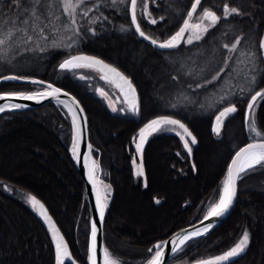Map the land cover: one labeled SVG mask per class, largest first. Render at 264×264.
I'll use <instances>...</instances> for the list:
<instances>
[{"label": "trees", "instance_id": "1", "mask_svg": "<svg viewBox=\"0 0 264 264\" xmlns=\"http://www.w3.org/2000/svg\"><path fill=\"white\" fill-rule=\"evenodd\" d=\"M90 1H84L94 5L90 16L74 17L64 12L62 0H42L44 6L37 7L43 15L35 22L37 28L44 29L41 35L33 31V21L23 23L29 19L24 9L32 0H20L19 7L13 6L12 0H0V33L14 27L27 29L11 38L3 36L6 44L0 46V77L45 80L78 98L88 117L94 158L107 172L111 188L103 230L105 247L121 264H146L153 254L148 249L154 252V245L200 221L208 207L218 201L228 164L236 150L253 138L246 120L250 89L244 66L259 50L264 0H202L192 24L200 22L204 8L222 16L225 2L238 7L241 14L222 18L192 44L184 42L186 33L184 41L172 50H159L136 32L131 24L130 0ZM146 2L151 16L138 7V22L146 35L163 42L182 26L194 0ZM73 17L75 25L71 23ZM150 19L157 23H150ZM27 35L33 39L27 40ZM236 39L240 43L230 50ZM225 44L229 48H224ZM78 52L98 56L130 77L139 95L137 116L114 112L89 87L59 68ZM235 73L237 82H233ZM44 87L10 79L0 83V93L37 92ZM227 105H235L237 111L225 119L217 135L212 131L213 121L219 109ZM258 108L264 126V106ZM160 116L186 124L197 144L190 143L189 154L181 140L182 130L165 126L144 143L143 175H137L141 155L135 150L133 137ZM73 127L66 109L53 102L0 114V264L55 262L51 234L32 204L9 193L4 185L44 202L74 257L87 264L90 209L70 148ZM185 139L190 142L189 137ZM237 193L229 216L190 241L168 264H189L221 255L244 231L249 234L248 246L229 264H264V167L244 174Z\"/></svg>", "mask_w": 264, "mask_h": 264}, {"label": "snow or ice", "instance_id": "2", "mask_svg": "<svg viewBox=\"0 0 264 264\" xmlns=\"http://www.w3.org/2000/svg\"><path fill=\"white\" fill-rule=\"evenodd\" d=\"M84 0H76V3H73V0H62L63 10L65 13L69 15L74 14L76 7L79 4H82ZM121 3L124 0H120ZM13 6L19 7L20 0H12ZM113 3H116V0H113ZM202 0H194L191 4V9L187 12V18L183 20L182 26L179 28L175 34L171 35L167 40L163 42H159L157 39H153L152 37L146 35V33L141 29V25L138 22L137 9L138 7H142L144 14L147 16H151V13L148 12V4L146 0H130V13H131V24L135 27L136 32L143 38L150 40L153 45H156L160 48H176L180 45L182 41H184L185 33H189L187 36L186 43L192 44L194 41H199L203 38L204 34H206L210 28L215 27L218 22L224 18H228L232 15H240V9L238 7H232L228 2H225L222 7V16L217 15L215 10H210L209 8H204L202 15L200 16L199 23L192 24L190 23L193 15L197 12L198 6H200ZM43 7L42 0H32V3L28 5L27 8L24 9L25 15L29 17V19L23 20L24 24H28L29 20L33 21V31H39L42 35L44 29L37 28L35 22L41 19L43 13L40 11V8ZM87 13H85L86 15ZM48 16H51L52 13L48 12ZM47 18V17H45ZM58 19V17H57ZM161 20L163 17L160 18ZM208 23L205 24L204 22ZM11 21H9V24ZM71 23L75 25L77 21L73 17ZM150 23L156 24V19H150ZM122 30L124 26H121ZM16 32H27V29L24 28H12L8 30L6 33H0V46L6 44V39L3 38L4 35L11 38ZM46 38V37H44ZM33 37L31 35H27V40H32ZM240 43L239 39H236L235 43H232L230 46V50H235L237 45ZM71 45H69L70 47ZM224 48H229L228 44L223 46ZM261 48H264V40L261 41ZM43 50V49H41ZM2 51V48H0ZM59 68L61 70H75L80 68H92L97 69L103 75L101 79L106 82L112 83L120 90L123 95L124 103L128 105V107L132 111L138 110V103L136 99V89L133 86L131 80L125 76L122 72H120L117 68L113 67L110 64L105 63L103 60L94 57V56H86V55H74L65 59L63 62L59 64ZM214 77L213 79H215ZM0 79L8 80V79H29L28 77L21 76H3ZM34 84H45L44 81H31ZM99 94L103 97H107V93L104 92L103 89H97ZM62 94V89L55 87L53 84L48 83L44 87L42 91L37 92H5L0 93V99L8 101V103L4 105H0V112L5 111L6 108L10 109H18L21 107H25V105L11 103L13 98H19L24 100H35L37 102L43 101L47 98H55L59 100L61 104H64L63 100H60V96ZM64 95H68L67 93H63ZM258 98L264 100V89L261 91H257L252 97L251 100L247 104V109L249 114H251L255 105L258 101ZM68 107L69 112L72 113L73 126L75 130V135L73 138V155L74 158L79 159L80 154L77 152V147L80 142V130H79V121L80 117L78 115V111L82 112L83 109L79 108L78 102L75 98H72L71 105H65ZM113 111H116L117 108L114 104L110 103ZM123 110V109H121ZM237 108L235 105L225 107L223 110L219 111L218 115L215 117V123L213 126V131L219 135L223 126L225 119L232 113H235ZM248 118L246 117V120ZM86 123V121H85ZM165 126H173V130L176 128L182 130L181 140H183V146L187 149L188 153L191 154V144H196V137L192 134V132L187 128L185 124H183L180 120L173 119L169 116H160L156 119L149 121L143 128H141L137 134V137H133V143L135 144V150L138 154L141 155V163L136 167L137 175H143V161H142V151L144 147V143L147 141L148 137L154 133H157L164 129ZM249 130L255 134V137H260V139H254L253 142L246 144L244 147H241L235 155L232 157L231 162L227 166V172L225 178L222 182V187L219 192L218 201L212 203L205 215L204 221H211L215 218H218L224 215L230 206L233 203V200L237 193V181L242 179L243 175L247 172L253 170L257 166L264 167V133L258 130L256 126V122L253 119L250 123H248ZM180 133H178L179 135ZM186 137L190 138L185 139ZM91 150V145L88 146ZM134 165L136 164V159H133ZM99 168V165L92 161V165L89 167V180L93 184L96 194V202L97 209L99 212L100 220L103 221L105 210L107 208V201L110 195V185H103V194L98 184H102V181H98L96 176V171ZM28 201L32 204L33 208L39 210V214L48 222L50 230L52 232L53 240L55 242V264H66V261L71 258V253L69 251L68 243L65 241L64 236L60 233L59 228L55 226V223L52 221L51 216L48 215L47 209L44 204L41 203L35 196L29 195L27 197ZM159 201H157L158 203ZM203 223V221L201 222ZM213 224L207 223L202 228H196L194 231L185 232L184 234L177 233L171 241H162L154 245L156 249L153 252V249L150 248L148 251L153 253L151 258L146 261V264H164L165 257V248L169 243L172 244L171 251L173 253L182 251L184 247L188 245L190 241L196 239L210 231L212 229ZM97 233L98 228L96 222H92L91 224V243L89 246V264H97ZM249 243V234L247 231H244L241 238L238 242L235 243L233 247H231L228 251H225L221 255H217L208 259L199 260L196 264H224V262L230 261L232 258L237 257L241 253L244 252ZM103 264H121V262L112 256L107 248L103 249Z\"/></svg>", "mask_w": 264, "mask_h": 264}, {"label": "water", "instance_id": "3", "mask_svg": "<svg viewBox=\"0 0 264 264\" xmlns=\"http://www.w3.org/2000/svg\"><path fill=\"white\" fill-rule=\"evenodd\" d=\"M147 40L152 46H154L155 48L159 49V50H169V49H172V48H160L156 45H153L150 40L148 39H145ZM264 40V34L262 35L261 37V40H260V46H261V41ZM263 49V55H264V48ZM74 55H86V56H94V57H97L101 60H103L105 63L107 64H110L112 65L113 67L117 68L120 72H122L125 76H127L120 68H118L116 65L112 64V63H109L108 61L98 57V56H95V55H91V54H88V53H84V52H78V53H75V54H72L70 56H74ZM69 56V57H70ZM67 57V58H69ZM66 58V59H67ZM97 70V69H96ZM103 74V73H101ZM10 76H16V75H10ZM129 79L130 77L127 76ZM10 80V79H8ZM19 82H26V81H32V80H37V81H44L45 84H43V86H46V84L48 83H51V82H48V81H45V80H40V79H15ZM131 80V79H130ZM2 81H5L3 79H0V83ZM132 82V80H131ZM53 84L55 87H58L60 89H62V94L60 96V100H63L64 101V104H61L59 102V100L55 99V98H47V99H44L43 101H35V100H24V99H19V98H13L11 100V103H16V104H21V105H25V107H21V108H18V109H10V108H6L5 111L3 112H16V111H23V110H28V109H33V108H36V107H40V106H43L47 103H50V102H53V103H58L60 105H62V107H64L65 109H67L65 107V105H71L72 104V98L74 97L75 100L78 102V105H79V108H82L83 111L82 112H79L78 111V115L80 117V121H79V130H80V142H79V145L77 147V152L80 154L79 156V159L77 158H74L76 160V164H77V169L84 181V184H85V191H86V196H87V201H88V204H89V209H90V232H89V239H88V248H87V257H86V263L89 264V260H88V256H89V246H90V243H91V224L92 222H96L97 224V228H98V233H97V264H103V249L106 248L105 247V243H104V224H105V217H106V214H107V210H105V214H104V218H103V221L100 220V217H99V212H98V209H97V202H96V194H95V189L93 187V184L91 183V181L89 180V167H90V159L93 157L94 158V154H93V147H91V150L89 149V145L92 146L91 144V141H90V135H89V127H88V117H87V114H86V111L84 109L83 106H81V102L78 100V98L76 96H74V94H72L71 92H69L68 90L60 87V86H56V84L54 83H51ZM112 84V83H111ZM133 84V82H132ZM42 85V84H41ZM114 85V84H113ZM115 86V85H114ZM133 86L135 87V85L133 84ZM116 87V86H115ZM119 92L120 90L118 88H116ZM136 89V87H135ZM137 89H136V99H137V103L139 104V95L137 93ZM63 93H67L68 95H64ZM120 94L122 95V93L120 92ZM123 97V95H122ZM124 99V98H123ZM8 103V101L6 100H3V99H0V105H4ZM229 106H232V105H228L226 107H229ZM225 108V107H223ZM220 109L219 111L223 110ZM68 110V109H67ZM3 112H0L3 113ZM70 113V112H69ZM219 113V112H218ZM218 113L216 115H218ZM233 114V113H232ZM231 115V114H230ZM72 117V114L71 116ZM171 117V116H169ZM216 117V116H215ZM173 119H176L174 117H171ZM156 119V118H155ZM176 120H179V119H176ZM86 121V123H85ZM182 122V121H181ZM183 123V122H182ZM214 123H215V118H214V121H213V126H214ZM147 124V123H146ZM184 124V123H183ZM186 125V124H185ZM145 126V125H144ZM143 126V127H144ZM212 126V128H213ZM142 127V128H143ZM188 128V127H187ZM189 129V128H188ZM190 130V129H189ZM191 131V130H190ZM213 131V130H212ZM192 132V131H191ZM76 134V133H75ZM193 134V133H192ZM194 135V134H193ZM197 140V139H196ZM253 142V141H252ZM248 143H251V142H248ZM247 143V144H248ZM197 144V143H196ZM194 144V145H196ZM246 145V144H245ZM244 145V146H245ZM242 146V147H244ZM239 150V149H238ZM236 150V152L238 151ZM235 152V153H236ZM235 155V154H234ZM231 162V161H230ZM238 182L239 180L237 181V192H238ZM98 187V186H97ZM237 197H238V193H236V196L233 200V203L232 205L230 206V208L228 209V211L218 217V218H215L211 221H204V217L196 222L195 224H192L190 226H186L185 228H182V229H179L178 231H176L175 233H173L169 238L166 239V241H171L172 238L175 237V235L177 233H180V234H184L185 232H189V231H194L196 228H202L204 225H206L207 223H212L213 224V227L212 229L218 227L228 216L229 214L231 213L232 209L234 208L235 206V203H236V200H237ZM38 199V198H37ZM41 203L44 204V202H42L40 199H38ZM45 208L47 209V213L49 216H51L52 218V221L55 223V226L57 228H59L60 230V233L64 236L65 238V241H67L66 237H65V234L62 232V230L60 229L58 223H56V220L54 219V217L52 216V214L50 213L49 209L47 208V206L44 204ZM35 209V213H37L38 217L41 219L42 223H44V225L47 227V229L49 230L50 234H51V237H52V240H53V236H52V232L50 230V227H49V224L48 222L39 214V210L34 208ZM107 209V208H106ZM203 221V223H201ZM210 229V230H212ZM53 243H54V252H55V242L53 240ZM68 246H69V251L71 253V258L68 259L66 261V264H82L80 263L73 255L72 253V250H71V247L68 243ZM171 248H172V244L169 243L167 245V247L165 248V257H164V264H168L170 258H172L176 253H173L171 251ZM242 255V253L240 255H238L237 257H234L232 258L230 261H227V262H224V264H229L231 262H233L234 260H236L238 257H240ZM211 258V257H210ZM205 259H208V258H205ZM201 260H204V259H201ZM199 261V260H197ZM197 261H193L189 264H196ZM55 264V262H54Z\"/></svg>", "mask_w": 264, "mask_h": 264}, {"label": "rangeland", "instance_id": "4", "mask_svg": "<svg viewBox=\"0 0 264 264\" xmlns=\"http://www.w3.org/2000/svg\"><path fill=\"white\" fill-rule=\"evenodd\" d=\"M84 1L89 2L90 0H84ZM73 3H76V0H73ZM90 4L91 3H88L87 5H85L84 2L82 4H79L75 9L74 14H72V15L74 17L90 16L91 11L94 7L93 4L92 5H90ZM85 13H87V14L85 15ZM62 71L66 74L68 73L70 75H73L75 79H77L78 81H81L83 83V85H85L86 87H89V89L93 93H95L96 95L101 97V99L103 100L105 105H108L109 107H111L110 103L114 104L115 107L117 108V110L114 112L119 113V114H123L126 116H137L138 110L132 111L128 107V105L126 103H124V99H123L122 95L120 94V92L116 89V87L113 84L106 82L105 80L101 79V76L103 74H101L100 71H98L96 69H92V68H80V69H75V70H62ZM97 89H103L104 92L107 93V97L101 96L99 94V92L97 91ZM111 109H112V107H111ZM121 109H123V110H121ZM66 111L68 113V116L70 117L71 114L69 113V111L67 109H66ZM71 119H72V117H71ZM73 133L75 135L74 127H73ZM250 135H251V137L256 138L255 134L252 133L251 131H250ZM61 137H63V136L61 135ZM72 138H74V136ZM70 148L73 149V143L70 146ZM95 161L99 165V168L97 169L96 174H97V179H99V181H102V184H99V185H100V189H101L102 194H103V185H109L107 182V178H106L107 172L101 168L99 161H98V158H95ZM34 176L36 178H41L40 173H35ZM37 181H38V179H36L35 182H37ZM4 187L9 193L19 197L20 200L22 199V200L30 203L27 199V197L30 195L29 193H26L25 191L20 190V189L13 188L10 185H4ZM110 194H111V191H110ZM109 198H110V195H109ZM171 264H182V262L181 261H174Z\"/></svg>", "mask_w": 264, "mask_h": 264}, {"label": "flooded vegetation", "instance_id": "5", "mask_svg": "<svg viewBox=\"0 0 264 264\" xmlns=\"http://www.w3.org/2000/svg\"><path fill=\"white\" fill-rule=\"evenodd\" d=\"M186 34V33H185ZM264 34V32H263ZM262 34V35H263ZM262 37V36H261ZM185 39V38H184ZM261 40V38H260ZM183 42V41H182ZM181 42V43H182ZM180 43V44H181ZM260 44V42H259ZM258 44V45H259ZM177 48V47H176ZM174 49V48H172ZM171 49V50H172ZM170 50V49H169ZM236 66V64H235ZM234 66V67H235ZM245 70H246V73H245V77H246V80L248 82V87L250 89V96L248 97V102L251 100V97L257 92V91H261V89H264V55H263V49L261 48V46L259 45V50L258 52H255L252 53V55H250V58L248 59L247 63L245 64L244 66ZM236 69V68H235ZM254 70H259L256 74H255V71ZM237 76V73H235L234 75V79H233V82H237V80L239 78L236 77ZM238 85L235 84V88L237 87ZM237 89V88H236ZM237 92V91H236ZM248 104V103H247ZM264 106V100H261L258 98V101L255 105V109L254 111L249 114V111L247 109V117H248V123H250L253 119L255 120L256 122V126L257 128L262 132L264 133V126H263V123H262V117L263 115H260L258 112H259V108L260 106ZM228 106V105H227ZM225 107V106H224ZM222 109V108H221ZM220 110V109H219ZM219 112V111H218ZM217 112V113H218ZM249 130V129H248ZM250 132V130H249ZM250 134V133H249ZM254 139H260V137H256V138H252V140L250 142H252Z\"/></svg>", "mask_w": 264, "mask_h": 264}, {"label": "bare ground", "instance_id": "6", "mask_svg": "<svg viewBox=\"0 0 264 264\" xmlns=\"http://www.w3.org/2000/svg\"><path fill=\"white\" fill-rule=\"evenodd\" d=\"M66 105H67V104H66ZM65 107H66V106H65ZM66 108L68 109V107H66ZM68 111H69V110H68ZM70 114H72V113L70 112ZM92 161H95V158L92 157V158L90 159V166L92 165ZM95 162H96V161H95ZM96 176H97V174H96ZM98 181H99V179H98ZM97 186L100 188V185H99V184H98Z\"/></svg>", "mask_w": 264, "mask_h": 264}]
</instances>
